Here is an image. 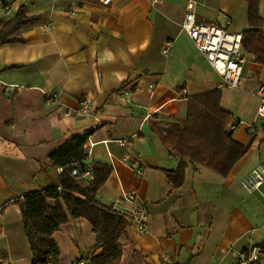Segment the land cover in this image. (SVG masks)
I'll use <instances>...</instances> for the list:
<instances>
[{
    "label": "crops",
    "instance_id": "obj_1",
    "mask_svg": "<svg viewBox=\"0 0 264 264\" xmlns=\"http://www.w3.org/2000/svg\"><path fill=\"white\" fill-rule=\"evenodd\" d=\"M189 3L197 22L234 34L250 29L246 0H116L108 7L96 0H0V20L21 6L47 19L24 29L23 42L0 45V264L33 263L19 196L49 183L50 155L87 133L80 165L113 169L98 202L124 212V195L133 192L149 213L147 234L130 224L121 236V264H236L240 253L264 245V184L252 194L241 186L264 165V119L253 95L264 84V66L243 52L241 86L220 89L223 80L181 30ZM259 14L264 35V0ZM214 90L233 121L244 122L232 137L248 151L226 178L188 165L175 189L166 172L179 160L151 128L183 123L188 98ZM84 97L92 100L91 114L76 118ZM53 240L60 254L51 264L103 263L84 219L70 220Z\"/></svg>",
    "mask_w": 264,
    "mask_h": 264
},
{
    "label": "trees",
    "instance_id": "obj_2",
    "mask_svg": "<svg viewBox=\"0 0 264 264\" xmlns=\"http://www.w3.org/2000/svg\"><path fill=\"white\" fill-rule=\"evenodd\" d=\"M250 29L242 34V51L253 55L264 66V35L259 14L260 0H246ZM97 2V1H96ZM45 14L28 16L21 6L14 17L0 20V45L23 42L24 29L44 25ZM221 90L189 97L187 113L181 124L166 128L153 126L168 154L179 160V166L166 172L173 188L185 183L188 165L201 166L226 178L248 149L235 141L230 112L221 107ZM237 123V122H236ZM90 133L73 138L50 155L53 177L38 191L19 196L22 222L33 258L32 264H51L60 252L53 240L55 233L70 220L84 219L96 237V249L102 251V264H121L123 236L131 220L129 215L98 202V191L105 185L113 169L110 164L94 162L89 168L80 165L87 158L85 144ZM77 165L80 172L89 171L92 181L85 183L71 176ZM62 169L60 174L58 170ZM53 202V205L49 204ZM264 246V245H263ZM253 264H264V260Z\"/></svg>",
    "mask_w": 264,
    "mask_h": 264
},
{
    "label": "built area",
    "instance_id": "obj_3",
    "mask_svg": "<svg viewBox=\"0 0 264 264\" xmlns=\"http://www.w3.org/2000/svg\"><path fill=\"white\" fill-rule=\"evenodd\" d=\"M100 6L108 7L116 0H96ZM162 0H152V3H158ZM194 3L187 5V13L181 23V30L185 32L194 42L199 53L206 59L212 69L223 80V86L220 89L239 88L242 83V69L246 58L242 51V34H234L225 28L216 24H204L197 22L194 14ZM9 15V10H6ZM170 44H166L165 53L169 50ZM152 89V87H150ZM253 95L259 99L257 114L264 119V84L257 87ZM92 110V100L84 97L80 100L78 108L74 111L76 118L90 116ZM238 125L244 122L231 123L230 130H235ZM249 132H255L254 127L248 128ZM138 175L141 172L137 171ZM89 172H80L77 165L71 168V176L79 180L90 183L86 180ZM264 184V165H257L252 168L242 179L241 186L248 193L257 192ZM124 200L129 204V208L124 211L129 215L131 223L137 230L138 234L145 235L149 230L150 217L147 209L143 204L138 203L136 194L133 192L124 195ZM264 260V246H252L246 251L240 253L236 264H253ZM50 264V263H48ZM75 264H86L84 259L77 261ZM163 264H175L165 259Z\"/></svg>",
    "mask_w": 264,
    "mask_h": 264
},
{
    "label": "rangeland",
    "instance_id": "obj_4",
    "mask_svg": "<svg viewBox=\"0 0 264 264\" xmlns=\"http://www.w3.org/2000/svg\"><path fill=\"white\" fill-rule=\"evenodd\" d=\"M245 96H247V97H248L249 95H248V94H246Z\"/></svg>",
    "mask_w": 264,
    "mask_h": 264
}]
</instances>
